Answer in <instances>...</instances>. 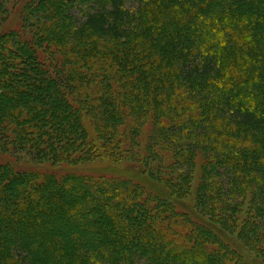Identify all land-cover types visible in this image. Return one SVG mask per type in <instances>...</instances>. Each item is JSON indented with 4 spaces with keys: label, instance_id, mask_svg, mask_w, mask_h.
Wrapping results in <instances>:
<instances>
[{
    "label": "trees",
    "instance_id": "1",
    "mask_svg": "<svg viewBox=\"0 0 264 264\" xmlns=\"http://www.w3.org/2000/svg\"><path fill=\"white\" fill-rule=\"evenodd\" d=\"M8 4L0 155L96 159L83 113L124 168L0 164V264H250L224 237L246 198L238 236L264 262V0H0V25Z\"/></svg>",
    "mask_w": 264,
    "mask_h": 264
},
{
    "label": "rangeland",
    "instance_id": "2",
    "mask_svg": "<svg viewBox=\"0 0 264 264\" xmlns=\"http://www.w3.org/2000/svg\"><path fill=\"white\" fill-rule=\"evenodd\" d=\"M6 7H7V10H6L7 14H5L3 18V23L0 25V34L17 30L20 27L19 9L18 8L13 9V5H10V4H8ZM82 115L83 116L81 117V119H82V123L87 133V139H88V142L91 144V146L95 148L94 151L97 157L95 156L94 158L96 159H91L89 161L76 163V164L53 165L47 162L38 164L26 158H23L21 156L16 158L10 155H0V164H7L17 170H22V171L37 170L41 172H49L57 176H64L67 174H89L92 171L94 172V170H99V169L106 170L110 172L111 174L113 172L114 173L121 172L122 167L124 168V166H122L121 162L115 165L114 161L109 160V158L106 155H104L105 152L103 149V143L99 140L98 138L99 136H97V134L95 133V129L93 127V123L91 119L83 113ZM120 129H121L120 134L125 135L124 138L128 140L129 131L128 130L125 131L124 127ZM149 132H150V128L148 126L143 125L141 127V132L137 138V141L141 143L140 144L141 146H139L140 147L139 151L141 149H145L144 145L147 143V137L149 135ZM135 152H137V150H135ZM159 153L160 154L158 155L163 161H166V162L170 161L171 159L170 154L165 153L163 151H160ZM162 160L160 162H162ZM164 164H163V167L165 169V167H167V163L164 162ZM202 166H203V160L202 158L198 157L195 161L194 172H193L191 183H190V190H189L188 195L185 198L186 203L189 204L190 206L194 205L195 191L199 184ZM152 167L159 168L160 164L154 163ZM134 168L136 169V165H134ZM131 169L127 171L128 174H130V176L134 175V172ZM158 187L163 188L160 184H158ZM158 191H160L161 194L163 195L167 194L163 192L162 190H160L159 188H157V192ZM248 202H249V199L246 198V200L242 204L241 213L238 215V222H237L238 230L235 231L234 233H231V236L226 234V236L224 237H225V240H227V242L232 247L239 250L241 254L244 255L245 258H247L250 264H264L263 259L260 257V255L257 252L258 247L255 245H249L243 241H240L239 236H238L240 227L248 216Z\"/></svg>",
    "mask_w": 264,
    "mask_h": 264
}]
</instances>
